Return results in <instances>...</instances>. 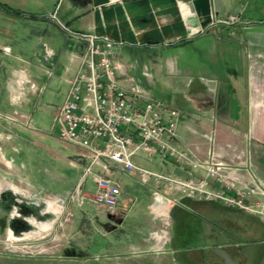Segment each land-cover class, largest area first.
Masks as SVG:
<instances>
[{
    "label": "crops",
    "instance_id": "0c3cea01",
    "mask_svg": "<svg viewBox=\"0 0 264 264\" xmlns=\"http://www.w3.org/2000/svg\"><path fill=\"white\" fill-rule=\"evenodd\" d=\"M230 16L239 23L217 22ZM77 34L121 43L113 48V61L122 72L150 98L179 113L177 148L199 160L211 152L237 188L255 189L244 203L264 209V0H0V69L11 106L22 109L0 112V146L15 152L13 142L25 139L20 133L29 123L23 111L26 95L43 91L36 89L32 74L47 77L43 88L53 81L63 84L67 93L86 47ZM122 55L129 60H118ZM63 144L62 151L69 154L57 158L81 179L84 163L76 160L81 150ZM132 162L164 176L173 175L178 166L183 168L181 178L190 172L186 164L162 161L156 154L140 153ZM0 165V173L6 170L14 181L11 210L23 216L27 206L36 204L31 197H72L71 190H62L64 179L55 183L63 192H41L29 182L24 164L2 155ZM110 171L120 190L118 204L111 214L99 210L111 223L123 226L134 206L141 211V202H135L142 196L146 212L143 230L135 228L120 255L147 258L145 250L155 242L160 249L167 238V264H193L191 245L197 242H205L198 250L219 247L240 264H264V222L256 215L182 197L175 187L162 183L143 185L136 172L125 173L114 165ZM193 176L199 179L203 173L198 170ZM76 191L79 205L82 199L90 202L91 197Z\"/></svg>",
    "mask_w": 264,
    "mask_h": 264
},
{
    "label": "built area",
    "instance_id": "2783aa9c",
    "mask_svg": "<svg viewBox=\"0 0 264 264\" xmlns=\"http://www.w3.org/2000/svg\"><path fill=\"white\" fill-rule=\"evenodd\" d=\"M217 22L232 26L239 20L230 16ZM75 36L85 40L86 47L78 70L68 82L65 99L56 111L53 128L61 142L81 150L76 156L77 161L84 163L81 182L91 177L94 190L90 203L94 207L109 214L117 207L120 190L110 171V165H114L125 173L136 172L143 185L149 181L154 185L162 183L175 187L182 197L217 202L256 215L264 222V209L256 210L244 203L255 193L254 188H237L226 167L211 152L199 160L189 150L177 148L179 113L151 99L133 78L122 72L121 65L113 61V48L121 43L95 35ZM30 91H34L33 85ZM140 153L186 164L190 172L181 178V166L171 176L137 167L132 157ZM198 170L203 176L195 179L193 174Z\"/></svg>",
    "mask_w": 264,
    "mask_h": 264
},
{
    "label": "rangeland",
    "instance_id": "374dc122",
    "mask_svg": "<svg viewBox=\"0 0 264 264\" xmlns=\"http://www.w3.org/2000/svg\"><path fill=\"white\" fill-rule=\"evenodd\" d=\"M41 33L43 31H40ZM16 34L23 35L21 31H16ZM44 41V38L41 39V42ZM118 60L129 59L122 55ZM31 78L36 89L43 91L42 94L26 95L27 105L23 111L29 115V123L28 128L20 133L26 140L13 142L17 149L15 152L0 146V156L12 157L18 166L19 163L24 164L29 182L35 184L41 192H63L60 187L56 188L55 183L57 178L64 179L62 190H71L72 197H31V200L36 199L33 202L36 204L30 205L29 208L27 206L24 217L20 211L11 210V204L4 208L6 204L0 196V264H167L166 252L170 249L167 238L165 245L160 249L155 247V242L152 248L145 250L147 258L141 256L133 259L131 256L120 255L133 240L135 228L143 230L142 222L146 212L143 209L142 196L135 202H141V211H134V206L127 213L123 226L111 223L109 217L92 206L88 198L82 199L79 205L80 196L77 189L87 197L93 195L91 177L87 176L81 182L79 174L71 169L64 159L56 156L69 154L62 151L64 144L58 141L53 128V116L62 104L65 87L50 81L43 88L47 77L42 74H39L37 79L32 74ZM17 108L11 106L7 84L3 81L0 69V112L22 110ZM0 168L4 169L3 165H0ZM2 171L0 194L8 193L11 196L13 179L6 170ZM16 215L23 219L16 221ZM204 244L205 242H197L191 245L193 264H220L213 262L209 247L197 249Z\"/></svg>",
    "mask_w": 264,
    "mask_h": 264
},
{
    "label": "water",
    "instance_id": "95a60500",
    "mask_svg": "<svg viewBox=\"0 0 264 264\" xmlns=\"http://www.w3.org/2000/svg\"><path fill=\"white\" fill-rule=\"evenodd\" d=\"M208 250L221 262V264H240L239 262L233 260L231 256L222 248L211 247Z\"/></svg>",
    "mask_w": 264,
    "mask_h": 264
},
{
    "label": "flooded vegetation",
    "instance_id": "af4514ba",
    "mask_svg": "<svg viewBox=\"0 0 264 264\" xmlns=\"http://www.w3.org/2000/svg\"><path fill=\"white\" fill-rule=\"evenodd\" d=\"M0 196L2 198V202L4 204H6V207H4V208H8L9 207V204H11V196L8 193H1Z\"/></svg>",
    "mask_w": 264,
    "mask_h": 264
},
{
    "label": "trees",
    "instance_id": "16d2710c",
    "mask_svg": "<svg viewBox=\"0 0 264 264\" xmlns=\"http://www.w3.org/2000/svg\"><path fill=\"white\" fill-rule=\"evenodd\" d=\"M181 42H182V41H181ZM181 42H179V43H181ZM179 43H178V44H179Z\"/></svg>",
    "mask_w": 264,
    "mask_h": 264
}]
</instances>
